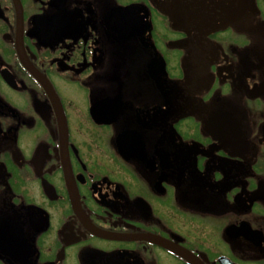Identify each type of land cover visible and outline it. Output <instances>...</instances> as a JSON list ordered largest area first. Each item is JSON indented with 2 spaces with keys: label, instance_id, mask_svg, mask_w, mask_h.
<instances>
[{
  "label": "flooded vegetation",
  "instance_id": "flooded-vegetation-1",
  "mask_svg": "<svg viewBox=\"0 0 264 264\" xmlns=\"http://www.w3.org/2000/svg\"><path fill=\"white\" fill-rule=\"evenodd\" d=\"M0 264H264V0H0Z\"/></svg>",
  "mask_w": 264,
  "mask_h": 264
}]
</instances>
